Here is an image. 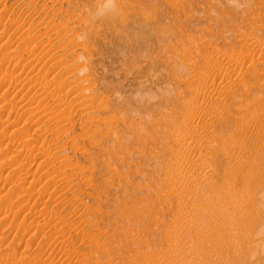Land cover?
<instances>
[{"label":"rangeland","instance_id":"rangeland-1","mask_svg":"<svg viewBox=\"0 0 264 264\" xmlns=\"http://www.w3.org/2000/svg\"><path fill=\"white\" fill-rule=\"evenodd\" d=\"M196 98L222 110L187 154ZM254 112L264 0H0V264H264Z\"/></svg>","mask_w":264,"mask_h":264},{"label":"bare ground","instance_id":"bare-ground-1","mask_svg":"<svg viewBox=\"0 0 264 264\" xmlns=\"http://www.w3.org/2000/svg\"><path fill=\"white\" fill-rule=\"evenodd\" d=\"M107 1V2H106ZM114 3V0H105V3H111V4H113ZM115 5V4H114ZM113 6V5H112ZM116 6V5H115ZM116 8V7H115ZM102 9V8H101ZM41 24V23H40ZM71 35V34H70ZM254 58V57H253ZM251 60V59H250ZM230 61H229V59H228V62L226 63L227 65H228V63H229ZM232 62V61H231ZM238 62V61H237ZM251 62V61H250ZM249 62V63H250ZM229 64H231V63H229ZM239 64V63H238ZM238 64H236L235 65V63L233 64L232 63V65H233V68L235 69L236 67H237V65ZM226 65V66H227ZM232 65H231V68H232ZM240 66V65H239ZM229 69H230V67H228ZM227 68V69H228ZM214 69H217V68H214ZM227 69H225L224 71H226ZM221 70V69H220ZM233 70V69H232ZM241 70V69H240ZM215 71V70H214ZM213 71V72H214ZM209 72V71H208ZM215 72H219V70H217V71H215ZM221 72V71H220ZM227 72V71H226ZM235 72V71H234ZM228 73H230V72H228ZM236 73V72H235ZM215 74V73H214ZM217 74V73H216ZM9 75V74H8ZM210 75H213V73H211V74H207V75H198V79L197 80H199V83H200V86L199 87H197V95H195V96H197V97H199V96H202V99L203 100H205V98H203L204 96H207V98L210 96V97H212V99H217V98H219L220 97V95H221V90L220 89H211L210 87H209V85L210 84H204L205 82H207L208 81V79H207V81H206V78H210L209 76ZM226 75H227V73H226ZM206 76H208V77H206ZM214 76V75H213ZM8 77V76H7ZM212 77V76H211ZM199 85V84H198ZM211 86V85H210ZM229 86V85H228ZM223 87V86H222ZM221 87V88H222ZM224 88H225V86H224ZM195 89V88H194ZM223 91V90H222ZM195 92V93H196ZM223 93V92H222ZM209 97V98H210ZM199 99V98H198ZM212 99H211V101H212ZM221 99V98H220ZM192 101V102H191ZM190 102H191V104L190 105H188V112H187V114L185 115V116H183V120L181 121V119L179 120V125L178 126H176L175 128H176V136H177V141H179V144H180V141L182 142V147H184L185 149H186V151H182L183 153L185 152V153H190L191 152V150H192V152L194 151L193 150V148H196V144H197V142H198V140L196 141V137H197V135H198V138H199V134L200 133H202V131L204 130V129H209V126H211L210 125V123L212 122L211 121V118H212V116H214L215 114H217L218 115V113H220V111L222 110H220V107L219 106H217L215 103L217 102V101H213V102H208L207 104L205 103V102H207V101H205L203 104L202 103H200V102H198V100H197V98H196V100L194 99V100H191ZM193 101H195V102H193ZM189 103V102H188ZM221 115V114H220ZM214 117H216V116H214ZM218 117V116H217ZM221 118V117H220ZM224 118V117H223ZM214 119V118H213ZM246 121V122H245ZM245 123L244 124H249V125H251V127L254 129V132L255 133H257V135L258 136H261V137H264V116L263 115H261L260 113H253V115H251L249 118H246L245 117ZM213 126V125H212ZM245 128V127H244ZM243 128V129H244ZM251 128V129H252ZM210 131V130H209ZM246 131V129L244 130V132ZM250 131V130H249ZM174 132V131H173ZM205 132V131H204ZM211 132V131H210ZM209 133V132H208ZM252 133V132H251ZM250 133V135H252ZM259 133H261V135H259ZM174 134V133H173ZM203 134V133H202ZM206 134V133H205ZM201 135V134H200ZM204 135V134H203ZM208 135H210L209 136V138H211V140H212V138H214V136H213V134L211 135L210 133L208 134ZM263 135V136H262ZM176 136H175V139H176ZM216 136V135H215ZM201 137H202V135H201ZM252 137V136H251ZM257 137V136H256ZM260 137V138H261ZM204 138H206L205 136H204ZM207 138H208V136H207ZM206 138V139H207ZM216 138V137H215ZM253 138H254V136H253ZM205 139V140H206ZM218 139V138H217ZM256 139H258V137L256 138ZM200 140V139H199ZM208 141H209V139H207ZM210 140V141H211ZM243 140V139H242ZM261 140V139H260ZM259 140V141H260ZM208 141H206L207 143H209ZM253 141V140H252ZM259 141L257 142V144H259ZM212 142V141H211ZM245 142V141H244ZM201 142H199V146L200 145H203V144H200ZM239 143V142H238ZM240 143H242L241 142V140H240ZM216 144V143H215ZM212 145V143L210 144V146ZM218 145V144H217ZM232 145V144H231ZM230 145V146H231ZM235 145V144H234ZM234 145H232L233 147H234ZM242 145H246V144H242ZM260 145V144H259ZM198 145H197V148L199 147ZM209 146V145H208ZM236 146H238V145H236ZM239 146H241V144H239ZM214 147V146H213ZM252 147V146H251ZM238 148V147H237ZM241 148V150H242V148L243 147H240ZM261 150H259V149H256V150H259L258 152V156H257V160H259V159H264V151H262V148H260ZM197 150V149H196ZM195 150V151H196ZM231 150V149H230ZM232 150H236V149H232ZM237 150H239V149H237ZM264 150V149H263ZM188 151H190V152H188ZM243 151V150H242ZM241 151V152H242ZM181 152V151H180ZM181 152V157H180V159H181V162H180V164H181V170L180 171H178L177 173L178 174H180V172H181V175L183 176V175H185V176H190V177H192V179H194L195 180V182H198L199 180H201L202 179V181H203V178H204V176H206V175H204V174H206V173H197L196 175H195V172H198V171H192V173H191V167H193V165L195 166V165H197V164H201L202 166H203V164L206 162V159L205 158H203V156H199V158H196V159H192L191 160V162L190 163H188V159L186 160L184 157L186 156H183L182 153ZM238 152V151H237ZM263 152V153H262ZM201 153V152H200ZM234 153V152H233ZM239 153V152H238ZM237 154V153H236ZM235 154H233V156H234ZM206 156V155H205ZM230 156V155H229ZM237 156V158H238V160L239 159H242V156L240 155V154H237L236 155ZM236 156H235V158H236ZM241 156V157H240ZM15 158V157H14ZM231 158H233L232 156H231ZM237 158H236V160H237ZM177 159V158H176ZM180 159H178V160H180ZM233 160H234V158H233ZM235 160V161H236ZM246 160V159H245ZM208 161V160H207ZM241 162H242V160H240ZM239 161V162H240ZM209 162V161H208ZM238 162V163H239ZM244 162V161H243ZM255 162V161H254ZM1 164V163H0ZM207 164V163H206ZM255 164H257V163H255ZM259 164V163H258ZM261 164V163H260ZM208 165V164H207ZM206 165V166H207ZM235 165V164H234ZM205 166V165H204ZM203 166V167H204ZM237 166V165H236ZM263 166V165H262ZM170 167V166H169ZM177 167V166H176ZM20 168V167H19ZM18 168V169H19ZM237 168V167H236ZM177 171V170H176ZM202 172V171H201ZM254 173V172H253ZM258 173V172H257ZM178 174H177V178H178ZM256 174V173H255ZM248 175V174H247ZM181 176V177H182ZM255 176V175H254ZM249 177H250V175H249ZM180 178V177H179ZM247 178V177H246ZM252 178V177H251ZM181 179V178H180ZM182 182V181H181ZM199 183V182H198ZM195 184V183H194ZM201 184V182L198 184V185H200ZM191 185H193V184H191ZM195 187L197 188L198 186H197V183H196V185H195ZM201 187V186H200ZM204 187V186H203ZM177 188H178V186H177ZM196 188L194 189V190H196ZM203 189V188H202ZM201 189V190H202ZM213 189V188H212ZM212 189H210V191L212 190ZM204 190V189H203ZM205 192H209V190L207 189V188H205ZM193 193L194 192H197V191H200V189H198V190H196V191H193V189L191 190ZM204 192V191H203ZM203 192H202V194H203ZM195 196V195H194ZM182 197V196H181ZM188 199V198H187ZM191 199H193L191 196H190V204H191ZM201 199V198H200ZM195 200V199H194ZM209 200V199H208ZM212 200V202H214L215 200H213V199H211ZM193 202V201H192ZM202 202V201H201ZM195 203V202H194ZM204 203V202H203ZM210 203L211 202H209V204H208V207H209V205H210ZM196 204H197V202H196ZM198 204H200V203H198ZM222 203H219V202H215V204H214V208H212V209H214L213 211H220V210H222V209H224V210H222V211H225V209H226V207L227 206H229V205H227L226 206V204L223 206V205H221ZM186 206V205H185ZM188 206V205H187ZM194 206V205H193ZM202 206V205H201ZM200 206V207H201ZM211 206H213V205H211ZM211 206H210V209H211ZM196 207H197V205H196ZM199 207V208H200ZM207 208V207H206ZM227 208H229V207H227ZM201 209V208H200ZM199 209V210H200ZM209 208H208V210H210ZM211 212H212V210H210ZM198 213H199V211H198ZM206 222V221H205ZM227 223V222H226ZM209 224V223H208ZM227 226V225H226ZM211 229V228H210ZM206 230V229H205ZM225 232V231H224ZM217 235V234H216ZM217 237V238H216ZM216 237H211V238H214V239H211L210 240V245L211 244H217V243H220V239H218V236H216ZM210 238V237H209ZM201 239V238H200ZM206 239V238H205ZM207 241H209V240H207ZM211 241H213L212 243H211ZM219 241V242H218ZM206 245V244H205ZM209 245V244H208ZM213 246V245H212ZM214 246H216V245H214ZM213 246V247H214ZM220 246V245H219ZM208 254V253H207ZM198 257V256H197ZM197 259H199V258H197ZM197 259H195V260H197Z\"/></svg>","mask_w":264,"mask_h":264}]
</instances>
